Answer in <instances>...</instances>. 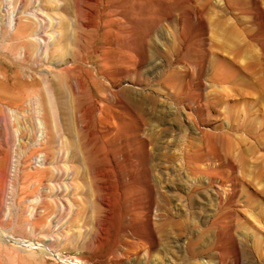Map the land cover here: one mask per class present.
Here are the masks:
<instances>
[{"label": "rangeland", "instance_id": "1", "mask_svg": "<svg viewBox=\"0 0 264 264\" xmlns=\"http://www.w3.org/2000/svg\"><path fill=\"white\" fill-rule=\"evenodd\" d=\"M263 60L264 0H0V264H264Z\"/></svg>", "mask_w": 264, "mask_h": 264}, {"label": "bare ground", "instance_id": "2", "mask_svg": "<svg viewBox=\"0 0 264 264\" xmlns=\"http://www.w3.org/2000/svg\"><path fill=\"white\" fill-rule=\"evenodd\" d=\"M214 58H211V59L209 58L210 61H211L210 62L211 69H210V72H209L208 75H212L214 80L215 79H223V78H226L227 80H230V78L232 76V69L229 66L232 63L235 64L238 59L236 57H231V59L226 58L224 60L225 64L224 65H220V63L218 61H215ZM215 62H217V64H219V65H217ZM156 65H158V64H156ZM259 67H260V71L264 74V60L259 63ZM215 68H218V69H215ZM189 84H190V82H189ZM207 85L208 84H205V87ZM187 86H189V85H187ZM174 97L177 99V96L175 94H168V99L169 100L173 99ZM151 101H153V100H151ZM126 102L133 104V100L130 99L129 97L126 98ZM134 106L136 107V111H138L140 113L141 118H145L146 117V114H145V111H144L145 109L143 107L139 106L138 104H136ZM197 106H198V104L196 103L195 107H197ZM206 107H208V106H206ZM152 109H153V107L150 108V110H152ZM263 114H264V112H263ZM100 115H101V111H100ZM195 117L198 118V116L195 113H194V115H192V117L188 116V119L190 121H192L194 123V125L196 124V118ZM206 136L207 135L204 134L202 139L205 140ZM147 142H149V137L147 138ZM149 146L150 145L146 146V151H147L148 158H150L152 156V150H153V148L151 146L150 147ZM203 151H205V149H204V147L202 145H198L196 143L195 144L193 143L192 146L190 147V149L187 152H184L182 154V160L185 161V164L188 167V170L191 172V174L193 176L194 175L195 176H199L198 178L194 177V179H192L190 181V183L181 182L180 187H179L181 190H179L180 191L179 194L182 195L183 198L185 197V199H186V197L188 198L190 196V199L193 200V198L195 197L194 194L197 192V189H199V188H203L204 189V186L208 185L210 183L212 184L211 181H212L213 178H215V176L213 174V170H215V168L211 167V165L204 164L206 162L207 155L204 154ZM208 161H210V160H208ZM202 164L204 165V167L201 166ZM148 169H149V172H150V178H151V182L153 184V187L158 192L159 200L160 201L163 200V201L169 202L167 195L168 194L169 195L172 194V190H177L175 186H177L178 184L175 185V186H172L171 184L169 185V184H167V182L165 183V181H164L165 178H163V175H165V174L163 172H160L158 169H155L153 167H148ZM199 179L201 181H199ZM196 181H199V184H192V183H195ZM186 185H188V186L183 188V186H186ZM229 186H230V184H229ZM219 188L215 192V194L217 196V199H216L217 201L215 203V207L218 210H220V209H222L224 207V205L226 204V200L228 199V194H229V188H225V187H221L220 189ZM193 189H195V190L192 191ZM182 190H184L185 192H182ZM219 190H221L222 192L219 193ZM221 193H223L225 196L222 195ZM169 198H170V196H169ZM222 211H223V209H222ZM220 221L218 222V220H216L214 222V227H215L216 231H219L220 229L223 228L221 226ZM225 223H227V222H225ZM195 243H196V241L189 240L188 246L191 248ZM220 244L221 243L219 242V240L217 238H215V240H213L210 243V250L214 253L213 256H212L213 259L211 258L208 261L203 262L204 264H238L239 261L242 260L241 258L243 256V254H242L241 250H243V249H242L241 246H239L237 248L239 253H237L233 258H230L229 260H227L220 253Z\"/></svg>", "mask_w": 264, "mask_h": 264}]
</instances>
